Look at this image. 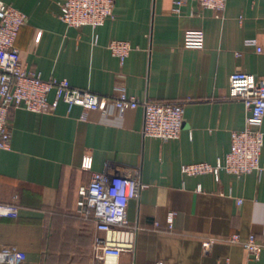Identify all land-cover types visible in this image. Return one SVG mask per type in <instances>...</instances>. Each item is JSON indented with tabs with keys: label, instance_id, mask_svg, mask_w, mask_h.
Here are the masks:
<instances>
[{
	"label": "crops",
	"instance_id": "0c3cea01",
	"mask_svg": "<svg viewBox=\"0 0 264 264\" xmlns=\"http://www.w3.org/2000/svg\"><path fill=\"white\" fill-rule=\"evenodd\" d=\"M62 1L0 0L27 15L16 40L23 64L100 94L189 100L183 128L168 141L145 136L142 107L122 116L64 101L51 112L16 108L11 147L0 150V202L19 213L0 218V250L17 264H92L96 224L79 210V189L109 165L145 185L127 208L140 229L121 264H264V146L260 168L247 174L182 171L223 162L234 131H264V120L248 124L244 103L228 99L233 72L264 76V0H227L221 11L187 0L179 12L175 0H115L97 28L69 26ZM189 32L203 34L202 47L186 46ZM114 39L132 45L124 62L108 47ZM236 233L256 236L259 258L227 240Z\"/></svg>",
	"mask_w": 264,
	"mask_h": 264
},
{
	"label": "built area",
	"instance_id": "2783aa9c",
	"mask_svg": "<svg viewBox=\"0 0 264 264\" xmlns=\"http://www.w3.org/2000/svg\"><path fill=\"white\" fill-rule=\"evenodd\" d=\"M227 0H198L203 8L221 11ZM187 0H175V12H179ZM115 0H63L60 3L61 18L69 26L89 25L97 28L113 16ZM27 23V15L17 8L0 3V150L9 149L12 143L10 115L16 108L35 112H51L60 101L98 110L103 114L122 116L128 110L142 107L144 110L145 136L162 141L178 138L184 123V107L189 100H140L125 90L118 94H100L89 89L73 86L67 79H45L39 72L27 68L21 58L16 40L20 29ZM186 46L202 47L204 37L199 32H189ZM112 54L124 62L132 45L129 41L114 39L109 45ZM55 93L53 100L49 94ZM229 100L244 103L247 122L264 120V76L246 71L233 72L229 77ZM264 146V131L247 127L234 131L231 149L223 162L216 165L207 162L185 164L182 171L187 175L213 173L221 170L229 173L247 174L260 168V155ZM91 169V160L83 164ZM107 165L104 171H93L89 182L79 189V210L84 216L92 215L96 224L92 264H121L125 252L135 249L140 226L130 223L127 208L130 200L139 196L145 185L134 172H112ZM16 204L0 202V218L17 217ZM174 214L168 216V226L173 228ZM214 237L206 241L209 250ZM240 243L253 258H259L262 243L254 234L242 240L238 233L227 239ZM0 264H17V254L0 250ZM156 264H162L157 262Z\"/></svg>",
	"mask_w": 264,
	"mask_h": 264
}]
</instances>
